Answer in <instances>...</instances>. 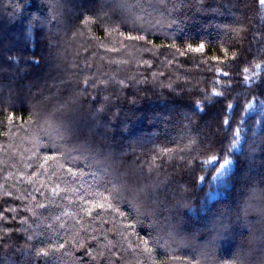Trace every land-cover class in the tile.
I'll return each mask as SVG.
<instances>
[{
  "label": "trees",
  "instance_id": "1",
  "mask_svg": "<svg viewBox=\"0 0 264 264\" xmlns=\"http://www.w3.org/2000/svg\"><path fill=\"white\" fill-rule=\"evenodd\" d=\"M254 197L264 0H0V264H264Z\"/></svg>",
  "mask_w": 264,
  "mask_h": 264
},
{
  "label": "rangeland",
  "instance_id": "2",
  "mask_svg": "<svg viewBox=\"0 0 264 264\" xmlns=\"http://www.w3.org/2000/svg\"><path fill=\"white\" fill-rule=\"evenodd\" d=\"M39 20H40V19H39ZM41 22H42V19L40 20V23H41ZM42 27H43V26H42ZM114 168H116V167H114ZM114 168H113V169H114ZM109 170L111 171V168H110V167H107V169H105V170H104V169H101L100 172H101V173H105V172L108 173ZM122 180H123V179H122ZM129 192H130V189H127V187H125V193H124V194L128 195ZM253 202H254L255 205H256V208L254 209L253 212L257 213L256 210H258V211L262 212V214H263L264 209H262V206H261V203H260L259 198L254 197ZM252 210H253V209H252ZM252 210H250L251 213H253ZM258 213H259V212H258ZM261 217H262V216H261ZM234 250H236V247L233 249V251H234Z\"/></svg>",
  "mask_w": 264,
  "mask_h": 264
},
{
  "label": "snow or ice",
  "instance_id": "3",
  "mask_svg": "<svg viewBox=\"0 0 264 264\" xmlns=\"http://www.w3.org/2000/svg\"><path fill=\"white\" fill-rule=\"evenodd\" d=\"M9 118H11V117H9Z\"/></svg>",
  "mask_w": 264,
  "mask_h": 264
}]
</instances>
